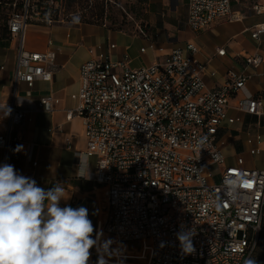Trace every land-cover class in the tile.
Listing matches in <instances>:
<instances>
[{
  "label": "built area",
  "instance_id": "built-area-1",
  "mask_svg": "<svg viewBox=\"0 0 264 264\" xmlns=\"http://www.w3.org/2000/svg\"><path fill=\"white\" fill-rule=\"evenodd\" d=\"M231 2L187 0V29L198 33L219 20H241L242 15L232 13ZM67 4L68 0H24L20 8L17 2L11 4L8 30L20 41L12 100L0 102V164L9 163L10 146L17 141L14 128L35 125L33 113L15 103L18 85L31 91L37 80L49 82L57 70L54 51L23 49L24 32L28 24L65 23ZM252 11L261 14L262 8L255 5ZM135 32L149 36L141 25ZM262 37L264 23L250 32L258 46ZM167 46L150 42L154 61L130 68L129 56L113 58L116 45L109 44L107 52L81 64L78 91L69 96L76 106L66 111L67 119H81L86 140L85 151L76 153L79 166L91 163L88 179L106 191L102 233L117 249L140 243L144 264H248L264 213V166L257 161L264 137L246 136L247 147L241 152L232 146L247 116L264 117V92L246 89L263 57L249 56L245 71L229 68L221 75L210 61L197 59L193 42ZM145 51L139 49L140 54ZM225 54V46L215 52L220 58ZM59 104L60 99L45 95L34 112L53 113ZM212 167L219 168V183ZM189 229L195 251L185 255L177 233Z\"/></svg>",
  "mask_w": 264,
  "mask_h": 264
},
{
  "label": "crops",
  "instance_id": "crops-1",
  "mask_svg": "<svg viewBox=\"0 0 264 264\" xmlns=\"http://www.w3.org/2000/svg\"><path fill=\"white\" fill-rule=\"evenodd\" d=\"M187 0H145L148 21L146 26L150 31L148 38L140 37L135 31L131 33L122 30H112L105 25L90 23H62L53 26L43 24H28L24 32L23 49L27 52L56 53L57 70L49 82L37 80L31 91L23 84L18 85L15 103L35 116V125L26 123L15 127L14 137L9 152V164L15 166L25 176L33 178L40 187L51 188L56 182L65 185L70 199L61 201V207L70 205L74 208L84 206L89 211L97 239V247L90 250L89 264H96L103 257L106 264H144L146 256L140 243H129L121 249L113 245V240L102 233L105 215V189L97 186L88 178L93 171L89 163L86 168L79 166L76 153L86 149L84 127L80 118L67 119L66 111L74 109L76 102L70 99V94L78 91L79 68L89 58L101 52H107L109 44H115L111 51L112 57L120 58L127 54L130 68L148 66L154 61V55L149 49L150 42L156 41L167 47H183L187 41L198 47L197 59L201 63L210 61L211 67L223 75L227 69L245 71L247 57L259 54L263 57L257 72L247 82V91L252 94L264 92V37L262 44L257 45L250 38V32L257 25L264 23V0H232V13L242 15L239 21L223 19L217 21L209 29L192 33L185 23L187 19ZM262 8L261 14L252 11L253 6ZM136 30V29H135ZM156 36V37H155ZM20 37H0V102L12 100L13 75L15 59L18 52ZM225 46L223 58L216 57L217 48ZM146 49L144 54L139 49ZM208 83L211 82L207 78ZM52 94L60 99L59 106L53 113L34 112L42 96ZM251 118L253 116H250ZM247 118V117H246ZM263 118V117H262ZM262 118H256V125L246 128V120L241 133L234 134L233 149L241 152L247 146L243 143L246 136L258 133L264 137ZM68 142L70 143L68 147ZM23 146L20 152L14 149ZM239 148L240 150H238ZM263 152L258 157V164L264 166ZM232 149V148H230ZM102 246V251L98 248ZM255 264H264V251L255 254Z\"/></svg>",
  "mask_w": 264,
  "mask_h": 264
},
{
  "label": "clouds",
  "instance_id": "clouds-1",
  "mask_svg": "<svg viewBox=\"0 0 264 264\" xmlns=\"http://www.w3.org/2000/svg\"><path fill=\"white\" fill-rule=\"evenodd\" d=\"M68 199L64 184L45 189L14 165L0 164V264H89L99 233L94 239L96 230L86 207H61ZM192 236L190 229L177 233L185 255L195 251ZM96 264L106 262L101 256Z\"/></svg>",
  "mask_w": 264,
  "mask_h": 264
},
{
  "label": "rangeland",
  "instance_id": "rangeland-1",
  "mask_svg": "<svg viewBox=\"0 0 264 264\" xmlns=\"http://www.w3.org/2000/svg\"><path fill=\"white\" fill-rule=\"evenodd\" d=\"M12 1L17 2L20 6L24 2V0H0V25H2L3 17H6L12 11ZM87 2L89 4L88 8H84V6L82 7L83 2L80 1L71 4V6H67V9L64 12L65 22L68 23L69 20L74 21L79 18L84 19L86 15L88 16L91 10L90 8L94 5L95 1L88 0ZM146 8V4L136 0H113V2H107L104 9L105 18L103 19V26L105 25L112 30H122L131 33L132 31H135L138 25H144L148 21ZM72 24L76 25L78 22ZM250 118L251 117L247 118L246 128H251L253 125H256V122ZM237 149L240 150L239 148ZM227 151V153H231V149ZM210 170L214 175V181L219 183V168L212 167ZM262 234L260 235L259 244L261 239L263 240L262 242H264V232H262Z\"/></svg>",
  "mask_w": 264,
  "mask_h": 264
},
{
  "label": "trees",
  "instance_id": "trees-1",
  "mask_svg": "<svg viewBox=\"0 0 264 264\" xmlns=\"http://www.w3.org/2000/svg\"><path fill=\"white\" fill-rule=\"evenodd\" d=\"M77 1L83 2L82 7L84 6V8H88L89 7V4L87 2L88 0H68L67 6H71V4H73V3L77 2ZM92 1H95V3L90 8L91 10H90L88 16L84 15L85 16L84 19L83 18H79L78 20H74V21L69 20V22H71V23H75V22H78V23H90V24H96V25H103V19L105 18L104 17L105 16V10L104 9H105V6H106L107 2L105 0H92ZM136 1L141 2V3L145 2V0H136ZM19 6H20V4H18V8L21 7V6L20 7ZM8 15L6 17H3L2 25H0V37H8V36H10L9 30H8V25H7ZM141 26H142V28H144L146 30V32L150 33V31L148 30V28H147V26L145 24L141 25ZM262 96H264V93L262 94ZM248 117H250V116H247V118ZM247 118H246V122H247ZM250 119L256 121L255 120L256 117H253V118H250ZM261 124H264V117L261 119ZM262 224H263V228H262ZM262 224H261L260 235L262 234V232H264V213H263V218H262ZM260 235H259V239H258V243L256 245V248H255V250H254V252H253V254H252L251 258H250V261L253 260L255 254L259 253L261 250L264 251V242H262L263 241L262 239H261L260 244H259Z\"/></svg>",
  "mask_w": 264,
  "mask_h": 264
}]
</instances>
